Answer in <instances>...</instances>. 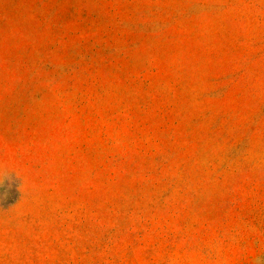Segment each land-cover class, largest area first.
Listing matches in <instances>:
<instances>
[{
	"label": "rangeland",
	"instance_id": "rangeland-1",
	"mask_svg": "<svg viewBox=\"0 0 264 264\" xmlns=\"http://www.w3.org/2000/svg\"><path fill=\"white\" fill-rule=\"evenodd\" d=\"M0 264H264V0H0Z\"/></svg>",
	"mask_w": 264,
	"mask_h": 264
}]
</instances>
